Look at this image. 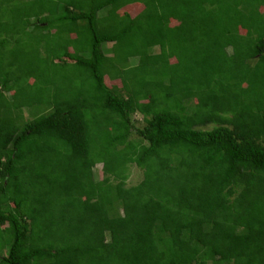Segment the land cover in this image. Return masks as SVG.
<instances>
[{"label":"trees","instance_id":"16d2710c","mask_svg":"<svg viewBox=\"0 0 264 264\" xmlns=\"http://www.w3.org/2000/svg\"><path fill=\"white\" fill-rule=\"evenodd\" d=\"M0 264H264V0H0Z\"/></svg>","mask_w":264,"mask_h":264},{"label":"rangeland","instance_id":"374dc122","mask_svg":"<svg viewBox=\"0 0 264 264\" xmlns=\"http://www.w3.org/2000/svg\"><path fill=\"white\" fill-rule=\"evenodd\" d=\"M142 7H139V6H131L129 7V9L126 11L128 12H132L133 14L137 13ZM138 10V11H137ZM108 47L111 46V44L107 45ZM114 83V82H113ZM115 84H119L120 85V82L119 81H116ZM26 114V120H29L31 119V115L28 113V111L25 113ZM136 120L137 117H135ZM138 125L141 126L142 124L139 122L138 120ZM102 167V165H97L96 166V170H100ZM101 171V170H100ZM101 173V172H100ZM102 174H99V177L101 176ZM141 179H143V173H142V170L140 168H138L136 165H134V167H132L131 169V175H130V178H129V184H136L138 183Z\"/></svg>","mask_w":264,"mask_h":264}]
</instances>
